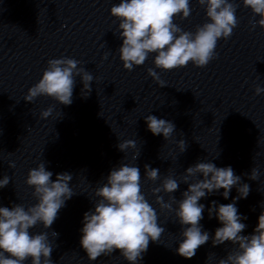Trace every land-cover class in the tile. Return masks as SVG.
Returning <instances> with one entry per match:
<instances>
[{
    "label": "clouds",
    "instance_id": "9594fccd",
    "mask_svg": "<svg viewBox=\"0 0 264 264\" xmlns=\"http://www.w3.org/2000/svg\"><path fill=\"white\" fill-rule=\"evenodd\" d=\"M197 3L205 8L207 21L197 25L194 32L185 31L174 22L177 16L187 19L191 15L190 0H120L114 4L110 14L119 21L114 34L123 41L117 49L123 68L132 71L134 66L143 65L150 54H155V67L164 71L186 67L189 63L206 67L216 59L218 41L229 39L239 25L238 5L234 0H197ZM242 3L251 9L254 16H259L258 21L251 22L252 28L258 25L264 29V0H242ZM107 55L103 59H107ZM80 64L81 61L69 57L49 59L42 77L28 89L24 100L31 103L37 97L46 96L69 106L73 102L77 76L83 83L81 96L87 98L94 77L84 67H78ZM147 72L160 87L166 86L153 68H148ZM261 93H264V88L256 85L255 95ZM52 113L53 106H50L41 111L40 119L46 120ZM144 119L148 130L155 136L162 135L166 141L175 132L176 126L169 120L151 114ZM177 144L180 153L186 151L185 140L181 139ZM117 147L126 153L130 148L136 149V141H120ZM139 155L140 152L136 151L132 160L137 161ZM8 163L10 168H15L14 161L9 160ZM144 175L153 183L161 180L159 169L148 164L144 165ZM52 177L53 173L41 160L37 167L29 170L25 181L34 189L32 195L37 202L27 208L20 203L12 207L0 206V264H25L29 260L31 264H53V245L48 232L32 234L30 229L37 224H42L44 229L51 228L65 202L76 192L69 186L73 179L70 173L57 174L55 180ZM258 178L259 169L254 167L249 179ZM9 182L10 177L4 175L0 179V189ZM181 183L187 184L188 188L182 193V199L177 200L172 193L179 189ZM234 187L238 195L232 203L217 205L216 201L211 202L209 219L215 215L222 226L216 228L214 236L210 237L200 224L205 205L199 201L220 189L224 190V199H228ZM161 192L168 195L167 201L158 195ZM151 193L160 209L174 212L176 221L182 226L181 240L176 248L181 257L192 259L198 249L211 239L213 246L225 242L235 246L217 264H264V211L258 217L253 234L242 235L247 225L241 221L247 217L241 216L236 202L247 198L250 186L241 183V177L231 166L217 167L210 161L197 162L186 169L180 180L169 172L159 186L151 189ZM94 195L99 199L94 203V210L83 215L80 238L88 260L95 261L119 251L129 264H139L150 242H159L165 232V228L160 226L159 214L143 192L140 168L136 164L125 163L114 167L106 182L95 189ZM52 234L55 237L59 235L55 231ZM213 255L209 254L208 260Z\"/></svg>",
    "mask_w": 264,
    "mask_h": 264
}]
</instances>
